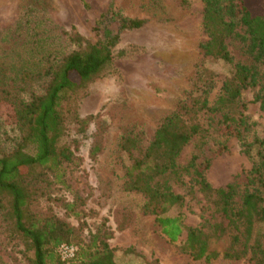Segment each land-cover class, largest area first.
<instances>
[{
	"label": "rangeland",
	"instance_id": "rangeland-1",
	"mask_svg": "<svg viewBox=\"0 0 264 264\" xmlns=\"http://www.w3.org/2000/svg\"><path fill=\"white\" fill-rule=\"evenodd\" d=\"M248 1L254 13L264 14V0ZM111 4L124 16L147 19L148 24L139 30L122 31L112 66L88 86L76 106L69 107L61 144L70 146L80 163L67 168L68 188H52L50 198L41 200L34 211H52L87 242L100 229L113 232L109 244L119 264H250L222 258L194 260L181 251L180 242H171L162 234L154 216L143 213L145 197L125 190L131 160L120 152L122 136L133 126L138 127L144 134L145 149L162 119L192 91L195 96L201 95L193 86L203 67L215 73L211 101L218 99L223 82L232 73L230 66L203 56L200 46L207 41L203 0H0V64L10 77H17L23 98L42 94L48 79L39 78L38 72L44 73L48 67V55L53 52L62 59L76 49L67 35L72 28L94 42L100 41L98 21ZM229 48L236 63L253 65L238 43H231ZM257 91L243 93L248 104L244 112L248 130L239 127V137L211 125L207 138H194L183 150L180 166H187L198 155V165L209 163L205 176L216 189L248 172L252 162L243 144L264 139V112L254 102ZM75 111L82 120L91 116L95 119L83 125ZM201 121L207 126L209 119L202 117ZM20 140L12 106L0 103V155L11 151ZM96 143L101 152L92 159ZM174 191L186 201L170 216L181 212L187 227H199L211 220L213 205L192 175L174 184ZM65 201L74 203L81 217L68 213ZM3 220L0 214V264H29L23 258V246L6 232ZM119 226L125 229L119 231ZM227 244L228 238L213 244L212 250L222 253Z\"/></svg>",
	"mask_w": 264,
	"mask_h": 264
},
{
	"label": "trees",
	"instance_id": "trees-1",
	"mask_svg": "<svg viewBox=\"0 0 264 264\" xmlns=\"http://www.w3.org/2000/svg\"><path fill=\"white\" fill-rule=\"evenodd\" d=\"M203 3V30L207 36L200 46L203 56L230 66L232 73L223 82L221 95L211 101L215 73L203 67L193 86L201 95L195 96L192 91L162 119L145 149L144 134L138 127L133 126L122 136L120 152L131 160L125 190L145 197L143 213L154 216L162 234L171 242H180L181 251L194 260L222 258L264 264V139L255 138L251 144H243L252 167L222 188L208 183L205 170L209 163L205 167L198 165V155L185 167L179 164L183 150L194 138H207L211 125L224 127L222 130L239 137V127L249 129L244 113L248 108L243 100L245 91L258 89L254 102L264 112V14L254 13L248 0ZM113 6L98 21L100 41L94 42L72 28L67 35L76 49L62 59L53 52L48 55V67L44 73L38 72L39 78L48 79L42 94L29 100L23 98L17 77H10L7 68L0 64V103L12 106L21 132L17 145L0 155V214L6 232L23 246V258L29 264H119L109 244L113 232L100 229L87 242L52 211H34L41 200L50 198L52 188H68L67 168L80 163L70 146L61 144L69 107L76 106L88 86L112 66L122 31L139 30L148 24L147 19L126 17ZM234 42L252 59L253 65L235 62L229 48ZM16 69L19 74V68ZM29 77L33 76H25ZM75 115L80 119L76 111ZM202 117L209 119L207 126ZM94 119L91 116L79 122L88 125ZM100 152L96 143L92 159ZM185 175H192L200 191L210 198L214 223L209 219L199 227H187L181 212L170 216L173 209L185 206V197L174 191V184L182 183ZM64 207L68 213L81 217L74 203L65 201ZM124 229L119 226V231ZM227 238L224 252L212 250L213 244ZM62 245L78 249L74 259H61L58 249Z\"/></svg>",
	"mask_w": 264,
	"mask_h": 264
},
{
	"label": "built area",
	"instance_id": "built-area-1",
	"mask_svg": "<svg viewBox=\"0 0 264 264\" xmlns=\"http://www.w3.org/2000/svg\"><path fill=\"white\" fill-rule=\"evenodd\" d=\"M78 249L75 246L62 245L58 249V253L62 260L69 262L75 258Z\"/></svg>",
	"mask_w": 264,
	"mask_h": 264
}]
</instances>
